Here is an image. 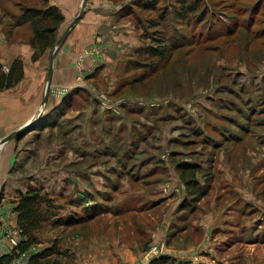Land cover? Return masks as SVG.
I'll list each match as a JSON object with an SVG mask.
<instances>
[{"label":"rangeland","instance_id":"rangeland-1","mask_svg":"<svg viewBox=\"0 0 264 264\" xmlns=\"http://www.w3.org/2000/svg\"><path fill=\"white\" fill-rule=\"evenodd\" d=\"M54 1L47 3L55 5ZM179 1L87 0L88 6L92 2L107 3L102 7L115 11L114 18L130 28V36L124 33L126 28H119L122 36L115 39L113 46L117 53H110L106 65L91 74L81 71L75 76L74 82L84 84L83 88H51L50 94L61 99L57 112L65 119L73 118V128L84 123L79 124L83 132L76 131V152L61 135L63 126L41 133L42 164L76 173L78 178L84 167L91 169L92 175L103 170L110 179L101 176V181L108 187L125 176L131 162L156 152L173 174L178 190L174 195L156 192L154 196L160 199L151 207L146 206L154 199H111L107 196L111 193L98 189L93 181L86 190L82 184H75L79 195H73L71 187L65 192L66 183L59 194L57 190L46 191L55 208L34 231L35 244L40 251L47 247L54 251L36 258V264H129L141 259L151 243L159 242L153 241L155 233H162L160 238L167 249L198 259L196 255L213 237L217 240L230 236L234 226L230 222L238 225L242 220L237 213L240 197L229 192V175L235 184L241 178L247 180L251 185L248 191L259 189L264 183V167L258 160L264 153V134L260 133L264 131V121L260 122L264 119V0ZM79 3L80 0H72L64 6L55 5L63 18L52 39L64 30ZM45 6L43 0H0L4 12L0 48L25 44L31 48V61L42 57L44 65L53 45L41 49L32 46V25L29 21L21 23L19 16L24 7ZM147 36L158 38L163 44V55L144 53L150 44ZM102 44L103 38L96 35L90 44L81 47L77 56L82 60L84 56L96 55ZM137 49L144 51L137 53ZM135 60L137 64L133 63ZM7 69L8 65L0 62V71ZM72 94L73 102L68 104L67 98ZM127 99L131 104L124 106ZM90 101L93 105V101L98 103L97 109L120 111L124 115L120 120L104 115L87 121L80 113L91 105ZM129 132L136 133L134 141L128 139ZM82 133L89 143L86 149L81 147ZM51 143L56 144V152L49 151ZM131 143L134 144L130 147ZM152 143H159L155 152L151 151ZM144 148L147 152L141 151ZM82 151L88 155H81ZM122 153L126 155L125 167H121ZM181 158L198 164L199 168L191 170L190 175L196 174L200 188L206 184L208 187L193 208H188L191 197L177 169ZM119 172L122 173L118 175ZM127 185L142 192H148L152 186L144 181L133 184L129 179ZM241 186L245 189V183ZM9 205L5 203L4 213L10 214ZM200 214L213 217L212 232L196 234L192 230V223ZM12 219L16 224V212ZM163 227L165 232H161ZM181 229L188 230L184 240L193 243L189 249L180 247ZM224 250L220 256L223 259Z\"/></svg>","mask_w":264,"mask_h":264},{"label":"crops","instance_id":"crops-1","mask_svg":"<svg viewBox=\"0 0 264 264\" xmlns=\"http://www.w3.org/2000/svg\"><path fill=\"white\" fill-rule=\"evenodd\" d=\"M66 1L71 2L72 0H55L53 3L60 7L61 5L64 6ZM102 6H107V3L92 2L89 6L86 5L83 12L84 14H82L83 17L78 19L60 46L53 62L51 88L53 85H67L70 87L72 86V88H83L85 86L84 84L78 83L77 81L76 83L74 82L75 76L79 75L81 71L84 72L85 75H89L97 68L106 65L105 63L111 58L109 54H115L118 51V49H115L113 46L115 45V39L122 36L119 28H121V30L122 27L126 28L124 33L130 36V28H127L125 24L114 18L115 11L111 9L105 10L106 7L103 8ZM76 12H73L71 17L76 14ZM96 35L103 38V44L99 46L98 54L84 56V58L80 60L77 55L81 47L90 44ZM122 49L123 48H121V50ZM30 54L31 48L25 44H11L0 48V62L3 65L9 66V63H11L15 57L20 58L23 65V75L21 79L15 85L0 90V139L4 138L12 130L32 118L40 106L49 54L47 53L44 65V58L42 59L41 57L39 60L33 62L30 59ZM78 90L81 91L82 89L80 88ZM50 92L44 110L41 113V117L37 122L38 124L36 123L37 126L35 128L32 127L30 130L23 131L19 137L15 136L0 145V203H3V205L9 203L11 207L10 218L3 220L1 224H14L12 213L15 211L13 210L14 202L12 200L17 198L19 192H24L29 187L42 188L45 192L47 191L50 193L57 190L56 194H59L60 191L63 190V184L66 183L64 188L65 192L71 187L73 195H79L81 192L79 193L77 191L78 188H75L74 185L82 184V189L84 190L85 188L88 189L91 181H93L98 184V189L103 188L107 193H111L107 194L111 199H135L136 197L139 200L154 199L146 207L155 205L154 203L160 199V197L154 196L156 192H162V194L171 193L174 195L176 192L175 190H178V187L176 188L173 183V174L170 172L169 168L166 167L164 164L165 162L161 160L162 158H159L158 153L156 154L155 152L159 143H152L150 145V148H153H151V151H154L155 154H145L146 156L140 161L136 162L134 160L131 162L127 170L124 171L125 176L119 177L120 182L117 181L116 185L113 182V185L108 187L101 181V176L108 180L110 179L103 170H98V175H92L90 172L91 169H85L84 167L80 170L78 178L76 173L70 172L68 174L67 172L60 171L57 167L42 164L41 155L43 141L41 140V133L63 126L64 133H61V135L67 138V141L71 144L72 150H74L73 143L75 141L77 142L79 138V132L76 131L80 128L79 124L80 126H84V123L80 122L79 124L77 123L78 127L76 126L73 128V118H71V120L69 118L65 119L62 113L57 112L58 109H60L61 99L54 98ZM70 102H73V100ZM93 102L94 105L92 102L91 105L89 103L85 110L80 113L87 121L90 119L93 121L94 119H98V117L101 119V116L104 115H107V117L116 116V119L120 120L124 115L120 111H115V109V112H105L97 109L98 103L96 104L95 101ZM125 103H127L126 106H128L131 104V101L127 99ZM49 115L52 117L48 118ZM91 115L92 117L90 118ZM162 117L163 116H161V118ZM263 121L264 119L260 120V122ZM260 133L264 134V131ZM129 134L131 135L128 136V139H133L134 141L136 133L129 132ZM81 139L82 149L89 147V143H87V139L83 136V133ZM55 143L49 144V151H57L58 148L55 146ZM133 144L134 143H131L129 146ZM262 145H264V143ZM138 146L139 145L135 146L134 151L137 150L136 147L138 148ZM141 151L147 152V148L141 149ZM86 153L87 152L82 151L81 155H88ZM121 155V167H125L126 155L125 153ZM181 160L186 159L181 158ZM258 160L261 166L264 167V153H261ZM100 172L102 175H100ZM120 173L122 172H119L118 175H120ZM229 177V192H233L240 197L238 204L239 208L238 210L236 207L235 208L238 211L237 213L242 215V220H240L238 225H236V222H230L234 225L231 227L234 233L232 232L230 236L224 238L220 237L217 240H215L216 237H213V240L211 239V241L200 250L201 253L198 255L197 264H264V183H262L263 185H259V189L248 191L251 185L247 180L241 178V181H236L238 184H235L232 175H229ZM126 178L133 184L144 181L145 184L152 186L148 187V192L137 191L127 185ZM237 178L240 180L238 176ZM242 183H245V189L241 186ZM255 193L258 194L257 197ZM214 221L213 217L209 215H197V219L192 223V230L196 232V234L201 232L204 234V232L207 231L212 232ZM181 230L182 231L178 233V237H180L183 243H181L180 247L188 248L193 244L190 240H184V233H188V230ZM165 231L166 229L163 227L161 232ZM160 235H162V233H155L154 237L152 236L153 241L164 240L160 238ZM191 236H193V234H191ZM222 248H225L223 253L225 259L220 258V256L222 257ZM166 255L169 256V258L163 264H196L191 260L192 255L189 253H178L168 249Z\"/></svg>","mask_w":264,"mask_h":264},{"label":"trees","instance_id":"trees-1","mask_svg":"<svg viewBox=\"0 0 264 264\" xmlns=\"http://www.w3.org/2000/svg\"><path fill=\"white\" fill-rule=\"evenodd\" d=\"M46 6L42 8L24 7L21 9L19 16L20 22L29 21L32 25V35L29 39V43L32 46L41 49L46 46L54 44L56 38H53V33L56 30L57 24L62 20L63 15L59 9L53 5L47 3V0H43ZM183 3V0L179 1ZM188 5V4H186ZM163 19V16H160ZM4 19V12L0 8V20ZM150 44L147 46L144 53L150 56H161L164 54L163 44L161 45L158 38H150ZM143 49H137L136 52H143ZM138 63V60H135ZM139 65V64H138ZM23 75V65L19 58H15L9 64L7 70L0 71V90L9 88L15 85ZM73 94L68 100V104L71 101ZM126 106V104H124ZM198 164H191L187 160H181L177 163V169L186 184V189L189 192L190 202L188 208H193L194 204L197 203L205 194L208 192L207 184L203 188H200V183L194 177L190 175V171H195ZM14 202L13 210L16 212V224L19 230V234L22 239L17 243L11 253L4 254L0 257V264H9L18 252L26 250L32 243H36L34 231L41 225V222L46 221L50 216L49 211H53V200L50 195L46 193L42 188L29 187L24 192H19ZM58 208V207H57ZM18 252H17V251ZM53 247H47L32 255L29 259L31 264H36V258L45 257L53 252ZM169 256L166 254L155 257L149 264H161L167 261Z\"/></svg>","mask_w":264,"mask_h":264},{"label":"built area","instance_id":"built-area-1","mask_svg":"<svg viewBox=\"0 0 264 264\" xmlns=\"http://www.w3.org/2000/svg\"><path fill=\"white\" fill-rule=\"evenodd\" d=\"M63 92L64 91H61L62 94ZM3 210L4 205L3 203H0V257L4 254L11 253L17 243L22 239L16 224H1L3 220L10 218V214H8V212L4 213ZM164 243V240L151 243L143 252L141 259L132 261L129 264H149L155 257L166 254L168 249ZM39 251L38 246L35 243H32L26 250L22 252L17 251V255L12 258L9 264H31L29 261L30 257ZM191 260L196 261L197 259L192 256Z\"/></svg>","mask_w":264,"mask_h":264},{"label":"water","instance_id":"water-1","mask_svg":"<svg viewBox=\"0 0 264 264\" xmlns=\"http://www.w3.org/2000/svg\"><path fill=\"white\" fill-rule=\"evenodd\" d=\"M86 2H87V0H80L78 11L69 20L68 24L65 26L64 30L58 35V37L56 38V40L52 46L51 52L49 54V61H48L47 70H46V77H45V82H44L43 93L41 96L40 106H39L37 112L28 121L24 122L23 124H21L20 126L15 128L14 130H12L7 136L0 139V145L3 142H5V141H7V140H9L15 136L19 137L23 131H25L28 128H31L35 123L38 122L39 118L41 117V113L44 110V106H45L48 94L50 92L51 75H52L53 62H54L55 55L57 54L60 46L62 45V43L66 39L67 35L71 31V29L73 28L75 23L82 16V14L85 10Z\"/></svg>","mask_w":264,"mask_h":264}]
</instances>
